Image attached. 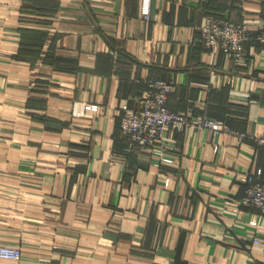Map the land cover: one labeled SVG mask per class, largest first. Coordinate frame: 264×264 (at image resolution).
Listing matches in <instances>:
<instances>
[{"label":"crops","instance_id":"crops-1","mask_svg":"<svg viewBox=\"0 0 264 264\" xmlns=\"http://www.w3.org/2000/svg\"><path fill=\"white\" fill-rule=\"evenodd\" d=\"M142 6L0 0V246L22 250L0 264H264L240 182H264V43L232 60L201 35L209 15L256 34L264 0ZM151 78L173 81V110L233 131H167L162 157L130 146L122 111Z\"/></svg>","mask_w":264,"mask_h":264},{"label":"built area","instance_id":"built-area-1","mask_svg":"<svg viewBox=\"0 0 264 264\" xmlns=\"http://www.w3.org/2000/svg\"><path fill=\"white\" fill-rule=\"evenodd\" d=\"M143 15L151 17V0H143ZM202 42L212 53H224L229 59L241 60L245 56V42L249 38L264 43V20L260 30L251 34L245 23L234 22L214 15L206 17L201 25ZM175 89L172 80L151 78L147 90L141 95L138 106H125L120 128L129 140L130 146L139 144L151 147L156 155L163 156L166 144L161 142L167 131L210 129L216 133L233 131L225 121L209 116H193L175 111L170 106V96ZM86 111H100L99 104H84ZM245 136L244 133H240ZM130 150V147L128 148ZM240 182L246 185V194L242 202L256 207L264 213V182L254 174L241 175ZM260 242V238H254ZM20 247L1 245L0 257L19 260Z\"/></svg>","mask_w":264,"mask_h":264}]
</instances>
